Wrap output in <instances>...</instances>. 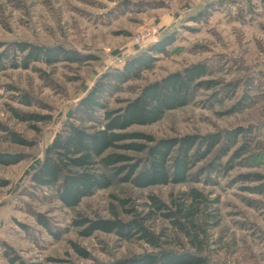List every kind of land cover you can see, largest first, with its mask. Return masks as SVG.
<instances>
[{"label": "rangeland", "instance_id": "rangeland-1", "mask_svg": "<svg viewBox=\"0 0 264 264\" xmlns=\"http://www.w3.org/2000/svg\"><path fill=\"white\" fill-rule=\"evenodd\" d=\"M20 45L52 50L54 60H27L29 50ZM145 56L149 67L118 77L126 62ZM197 64L207 74L188 105L128 130L155 141L221 134L211 151L201 147L204 158L194 161L184 183L138 188L114 181L75 208L32 184L27 171L57 133L69 124L102 127L104 110L78 112L95 84H106L102 103L117 110L145 86ZM13 134L27 144L13 142ZM119 152L136 160L145 155ZM0 155L22 156L0 162L6 183L0 185V264L110 263L154 252L142 240L101 231L87 236L88 224H74L129 221V211L137 219L151 213L146 224L162 235L164 247L188 252L189 238L156 211L152 198L174 210L191 189L206 198L196 217L206 232H196L207 264H264V194L253 191L264 179H243L264 178V0H0ZM215 162L221 170L211 173Z\"/></svg>", "mask_w": 264, "mask_h": 264}, {"label": "trees", "instance_id": "trees-1", "mask_svg": "<svg viewBox=\"0 0 264 264\" xmlns=\"http://www.w3.org/2000/svg\"><path fill=\"white\" fill-rule=\"evenodd\" d=\"M163 46V45H162ZM20 50H29L27 60L38 61L46 58L53 59V51L38 46L20 45ZM63 52V51H62ZM68 60H75L74 55L64 52ZM68 56V57H67ZM54 60V59H53ZM150 57L133 59L126 62L124 69L118 73L119 78L137 76L144 68L149 67ZM207 74L205 64L187 67L181 72H175L161 81L145 86L140 94L126 105L117 110H107L102 103L104 87L100 82L95 84L78 105V112L85 116L94 114L96 110H104L102 127H92L90 130L79 125L69 124L64 132L57 133L47 145L41 158H35L27 174L32 184L38 188L54 190L57 199L67 208H75L83 199L93 196L97 191L107 189L114 181L132 183L138 188L151 186H165L168 184L184 183L195 160L204 158L201 147L205 146L211 151L223 137L221 134L192 135L178 139L158 140L141 133H130L128 130L134 126H151L159 122L168 111L180 109L189 104L194 89L201 84L198 80ZM94 112V113H93ZM243 132L242 129L228 133L226 138H236ZM13 142L26 145L24 139L13 134ZM144 140L149 145L138 143ZM246 146L242 149L245 151ZM119 150L145 153L142 159L120 153ZM240 156V154H238ZM22 156H2L0 162L12 164ZM220 164L210 165L209 171H220ZM264 178L246 176L243 179ZM2 180L0 185L5 186ZM253 191L264 194V184L255 187ZM174 210L156 198H152L153 207L161 213L175 229L187 236L192 250L180 253L164 247L162 235H155L147 226L150 220L149 213L143 219L135 218V211H129L134 217L129 221L114 219H86L76 221L74 224L88 227L85 235L90 236L96 231L115 234L131 241L142 240L155 251L135 255L110 263L95 262L92 264H207L201 240L196 231L206 232L196 222L201 206L206 198L196 189L182 193L174 201ZM44 225L45 223L41 221ZM46 226V225H45ZM75 252L83 258L87 254L75 247ZM18 264H27L20 261Z\"/></svg>", "mask_w": 264, "mask_h": 264}]
</instances>
